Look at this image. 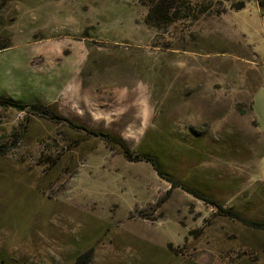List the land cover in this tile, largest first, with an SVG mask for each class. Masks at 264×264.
Returning <instances> with one entry per match:
<instances>
[{"label":"rangeland","instance_id":"rangeland-1","mask_svg":"<svg viewBox=\"0 0 264 264\" xmlns=\"http://www.w3.org/2000/svg\"><path fill=\"white\" fill-rule=\"evenodd\" d=\"M259 1L0 0V264H264Z\"/></svg>","mask_w":264,"mask_h":264},{"label":"trees","instance_id":"trees-1","mask_svg":"<svg viewBox=\"0 0 264 264\" xmlns=\"http://www.w3.org/2000/svg\"><path fill=\"white\" fill-rule=\"evenodd\" d=\"M177 2H179V0H160L157 9L154 10L155 13L157 14L156 16L158 17V19L167 20L166 11H168V9L170 10L172 8V5H175ZM259 7L261 9L262 15L264 16V2L263 1H259ZM8 47H10V46L7 45V44H2V45H0V50L7 49ZM2 105H4L6 108L7 107H13V108H16V109L21 110V111L24 109L23 105L21 106L19 103L14 102L12 100L3 101ZM34 111H36L37 113L43 114V115H47L49 113H53V110H51V108H35ZM67 122L69 123L71 121L68 120ZM76 128L77 129H81V130L87 132L88 134H90V135H92L94 137L101 138L104 141H106L107 143H110V144H113L115 146L120 147L124 151L125 154H130L131 153L130 147L123 140V138H121L119 135H117V134H115L113 132L105 131V130L91 129V128H88V127H85V126H82V125L77 126ZM135 159L148 161L149 163H151L155 167V169L157 170L158 174L162 178H164L165 180L171 182L175 187H178V185H179L181 187H184V189L188 190L190 193L194 194L195 196H197L199 198H203L197 192H194L191 189H188L184 185L179 184L177 181H175L170 176V174L168 172H166L162 168L161 163L159 162L158 159H156V157L151 156L149 154H140V155L136 156ZM234 216L236 218H238V219H241L237 214H234ZM242 221L246 225H248L250 227H253L255 229L264 230V222H255V221L251 222V221H246V220H242ZM90 259H91V252L89 251V252H87L86 254H84L83 256H81L78 259V263H87L88 261H90Z\"/></svg>","mask_w":264,"mask_h":264},{"label":"crops","instance_id":"crops-1","mask_svg":"<svg viewBox=\"0 0 264 264\" xmlns=\"http://www.w3.org/2000/svg\"><path fill=\"white\" fill-rule=\"evenodd\" d=\"M263 89H264V88L262 87V88H260V89L257 91V95L260 94V97H264V90H263ZM261 93H263V94H261ZM255 95H256V93H254L253 98H254ZM253 98H252V104H253ZM252 110H253V108H252Z\"/></svg>","mask_w":264,"mask_h":264}]
</instances>
